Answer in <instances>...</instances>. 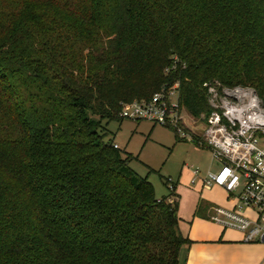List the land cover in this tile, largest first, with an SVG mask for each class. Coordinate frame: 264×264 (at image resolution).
I'll return each mask as SVG.
<instances>
[{
  "label": "trees",
  "instance_id": "trees-1",
  "mask_svg": "<svg viewBox=\"0 0 264 264\" xmlns=\"http://www.w3.org/2000/svg\"><path fill=\"white\" fill-rule=\"evenodd\" d=\"M174 85L264 108V0H0V264H179L177 193L106 129Z\"/></svg>",
  "mask_w": 264,
  "mask_h": 264
},
{
  "label": "built area",
  "instance_id": "built-area-1",
  "mask_svg": "<svg viewBox=\"0 0 264 264\" xmlns=\"http://www.w3.org/2000/svg\"><path fill=\"white\" fill-rule=\"evenodd\" d=\"M255 97L223 101L220 109L200 115L204 118L203 130L193 132L195 142L183 125L184 108L178 102L176 85L163 87L148 99L120 102L119 112L122 119L172 127L181 138L210 150L217 167L207 170L202 180L206 185L223 186L232 194L234 203L213 205L208 216L223 227L240 230L244 241H264V109L259 108V99ZM113 146L119 148L116 143ZM165 184L169 192H175L171 177L165 178ZM245 208L253 215L246 214Z\"/></svg>",
  "mask_w": 264,
  "mask_h": 264
},
{
  "label": "rangeland",
  "instance_id": "rangeland-1",
  "mask_svg": "<svg viewBox=\"0 0 264 264\" xmlns=\"http://www.w3.org/2000/svg\"><path fill=\"white\" fill-rule=\"evenodd\" d=\"M255 96L250 88L224 89L221 94L213 93L210 105L212 109H220L223 101H247L249 97L254 99ZM258 105L262 108L259 100ZM181 114L183 125L195 142L193 132H202L204 118L191 116L185 109H181ZM106 129L113 136V142L131 154L129 166L140 176L148 178L154 186L156 196L168 192L164 185L166 177H171L177 182L178 213L191 208L198 198L201 199L200 203H203V188L200 182L207 170L217 164L208 148L198 146L186 137L183 139L180 136L181 139H177L171 127L153 124L147 120H111L107 122Z\"/></svg>",
  "mask_w": 264,
  "mask_h": 264
},
{
  "label": "crops",
  "instance_id": "crops-1",
  "mask_svg": "<svg viewBox=\"0 0 264 264\" xmlns=\"http://www.w3.org/2000/svg\"><path fill=\"white\" fill-rule=\"evenodd\" d=\"M200 183L203 203L198 198L191 208L177 212L179 229L189 238L180 247L179 264H264V241H244L240 230L223 227L208 216L210 205L232 206V194L223 186ZM176 187L175 181L177 193ZM244 212L253 215L248 208Z\"/></svg>",
  "mask_w": 264,
  "mask_h": 264
}]
</instances>
